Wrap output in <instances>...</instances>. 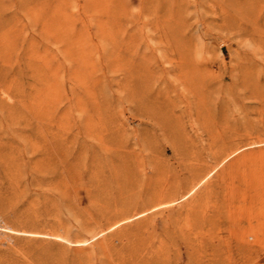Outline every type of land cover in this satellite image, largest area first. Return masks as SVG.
<instances>
[{"label":"rangeland","instance_id":"1","mask_svg":"<svg viewBox=\"0 0 264 264\" xmlns=\"http://www.w3.org/2000/svg\"><path fill=\"white\" fill-rule=\"evenodd\" d=\"M0 264H264V0H0Z\"/></svg>","mask_w":264,"mask_h":264},{"label":"bare ground","instance_id":"2","mask_svg":"<svg viewBox=\"0 0 264 264\" xmlns=\"http://www.w3.org/2000/svg\"><path fill=\"white\" fill-rule=\"evenodd\" d=\"M86 242V241H85Z\"/></svg>","mask_w":264,"mask_h":264}]
</instances>
